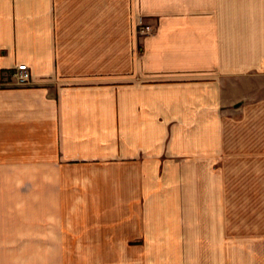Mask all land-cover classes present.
I'll return each mask as SVG.
<instances>
[{"label": "crops", "instance_id": "obj_1", "mask_svg": "<svg viewBox=\"0 0 264 264\" xmlns=\"http://www.w3.org/2000/svg\"><path fill=\"white\" fill-rule=\"evenodd\" d=\"M179 249L264 264V0H0V264Z\"/></svg>", "mask_w": 264, "mask_h": 264}, {"label": "rangeland", "instance_id": "obj_2", "mask_svg": "<svg viewBox=\"0 0 264 264\" xmlns=\"http://www.w3.org/2000/svg\"><path fill=\"white\" fill-rule=\"evenodd\" d=\"M151 31V26L145 23L141 16L138 17L136 23V32H137V40L140 45L141 37L144 34H147ZM166 252V250H164ZM169 255H166L165 258L160 259V261L152 262L148 258L145 260L144 264H199V250L198 249H179V250H167ZM151 257V256H150ZM152 258V257H151Z\"/></svg>", "mask_w": 264, "mask_h": 264}, {"label": "built area", "instance_id": "obj_3", "mask_svg": "<svg viewBox=\"0 0 264 264\" xmlns=\"http://www.w3.org/2000/svg\"><path fill=\"white\" fill-rule=\"evenodd\" d=\"M8 75L10 76L8 82L17 86L27 85L31 81V73L25 63L18 64Z\"/></svg>", "mask_w": 264, "mask_h": 264}]
</instances>
